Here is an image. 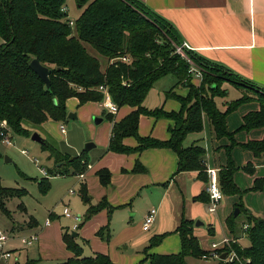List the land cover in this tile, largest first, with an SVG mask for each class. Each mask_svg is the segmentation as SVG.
Segmentation results:
<instances>
[{"label":"trees","instance_id":"1","mask_svg":"<svg viewBox=\"0 0 264 264\" xmlns=\"http://www.w3.org/2000/svg\"><path fill=\"white\" fill-rule=\"evenodd\" d=\"M75 1L83 9L73 21V26H70L67 12L62 10L66 0H0V119L7 121L12 132L29 136L27 125L37 126L48 119L63 120L67 115L65 103L68 98L77 97L80 104L99 101L102 93L98 87L103 85L118 108H132L118 121L113 119L112 114H107L112 122L107 150L130 153L147 148H170L177 155V171L203 172L205 149L197 144L183 145L188 133L202 130L203 114L209 119L215 136L230 139V148L234 145L233 133L226 127V116L249 97L244 95L227 103L224 110L217 107L214 98L225 95L223 82H239L237 75L190 49H184L187 57L178 53L176 47L183 41L174 26L138 0ZM86 45L108 60L104 68L101 61L88 52ZM123 56L129 58L128 62L121 60ZM33 58L50 69V88L30 68L29 63ZM191 66L201 72L198 84L192 81L194 77L189 71ZM169 74L176 78V83L165 96L176 99L180 108L177 111H165L163 106L151 109L145 107L143 101L153 84ZM248 85L255 88L260 108L243 117L241 128L246 130L264 126V89L249 82ZM177 86H185L189 91L185 96L178 95L173 91ZM140 115L169 119L172 124L168 126V139L140 136ZM126 137H133L137 146L125 145L123 139ZM240 146L251 150L254 156L264 151L263 140L248 141ZM41 148L49 151L55 163L65 164L61 158L63 154L44 139ZM85 158L83 152L71 160L67 157L66 163L73 168L74 174L80 173L85 168L80 161L87 162ZM243 168L252 174V165L247 164ZM237 169L231 158H228L226 165L218 170V184L223 194L241 193L234 182ZM133 172H145V168L136 161ZM57 173L67 174L68 169ZM96 174L101 185L110 183L107 169H99ZM38 185L43 193L49 188V181L42 178ZM82 188L84 192V186ZM246 191L264 192V177L255 178ZM24 194V189L5 187L0 180V211L8 215L5 200ZM236 206L240 211L243 210L241 202ZM115 208L102 198L88 207L84 220L99 210L106 209L110 214ZM237 217L230 214L226 218V226L233 235L238 231ZM245 218L246 222L242 223L248 226L243 231L249 244L242 247L232 243L231 248L237 258L229 264H264V220L252 214H246ZM173 232L180 238V250L168 254H147L146 259L150 264H187V256L200 258L206 253L193 235L190 221L182 219ZM96 234L108 240V225L99 228ZM167 234L153 235L144 252L158 245ZM62 238L72 256L56 264H114L106 254L82 255L81 246L71 234L64 232Z\"/></svg>","mask_w":264,"mask_h":264},{"label":"crops","instance_id":"2","mask_svg":"<svg viewBox=\"0 0 264 264\" xmlns=\"http://www.w3.org/2000/svg\"><path fill=\"white\" fill-rule=\"evenodd\" d=\"M138 1L171 23L188 49L211 63L223 66L240 79L237 83L225 81L222 85V88L226 89L225 95L214 98L217 107L224 110L227 103L244 95L249 97L226 116V127L229 132L233 133L234 145L230 148V139L215 136L213 127L204 114L202 115V130L188 133L183 140V145L202 146L205 149V167L219 170L226 165L228 158H231L234 165L238 167L234 173L236 185L239 189L251 187L255 178L264 177V151L260 155L254 156L251 150L243 149L240 145L248 141H264V126L249 130L242 129L241 126L245 115L258 111L260 108L255 88H251L252 86H249L248 82L256 85L259 89H264V0ZM65 8L67 10L66 5ZM1 43L2 39L0 38ZM163 77L166 79L167 75ZM166 80L168 81H161L160 78L157 81L170 84L176 78ZM192 81L195 84L198 83L195 78ZM186 89L185 86H177L173 88V91L184 96ZM165 93L161 106L165 111H177L180 108L179 102L173 97L166 98ZM131 110L132 108L128 106L120 107L116 114H119L120 111L121 114L117 119H121ZM97 115L100 116L98 113ZM102 121L103 118L98 124L100 125ZM109 122V136L106 141L103 140L99 143L98 140L91 138L94 146L90 151L96 145L101 146L98 156H94L92 163L89 162L88 168L82 176L76 175L80 178L81 190L82 186L85 188L84 192L82 190L83 193L88 188L91 190L95 186V202L105 198L111 206L116 207L110 213L112 235L110 234V240H104L94 234L106 222V209H103L88 222L89 230L92 232L86 233L83 227L79 232L73 231L71 234L74 233L72 237L81 246L82 255L102 253L108 255L114 264H136L142 257V249L146 247L149 238L152 235L166 232L168 234L158 245L149 250V254L176 253L180 250V238L173 231L182 219L192 223L193 235L198 239L199 245L204 251L210 249L212 241H219L223 238L236 240L240 246L245 247L240 243L243 235L246 237L243 228L240 229L241 234L236 236L231 234L226 226V218L233 214V210L239 203L236 202L234 196L236 194L233 196L224 194L215 211L209 212L207 209L208 198L205 192L207 181L205 170L203 172L198 170L177 171V155L170 148H147L130 153L107 150L112 127V122L110 120ZM171 124L172 122L167 118L140 115L138 134L166 140L169 137L168 126ZM123 143L130 147L137 146V141L133 137L124 138ZM136 161L145 168V172H133ZM247 164L252 165V174L244 170L243 167ZM104 168L110 172V183L106 186L100 184L96 174L99 169ZM242 181H245V184H241ZM250 194L257 195L258 198L264 197L263 191H249L247 196ZM87 200L89 201V198L86 197L85 201ZM151 208L156 209L154 221L148 231H143L141 228L143 218ZM256 208L257 206L247 202V204H243L242 211L245 216L252 214L264 220L255 211ZM196 221H200L201 224L195 225ZM36 223L33 221L29 225L31 230ZM50 224L49 222V225H45L44 221L39 232H30V234L38 235L35 243L27 245L20 238L21 243L26 246H35L39 259L45 256L53 262L66 260L72 256V252L66 248L64 241L58 244L57 237L55 247H51L48 242ZM135 225L139 226L137 231H135ZM17 233L14 229L9 233L10 239L5 244V250L10 251L11 255L7 259H0V264H34L35 260L29 258L28 255L23 258L20 255L18 258L15 256L11 261L10 258L17 252L14 248L9 250L11 247H7V244L11 239H19L20 236ZM48 245L49 249H47ZM122 245L124 246L123 250L120 249ZM85 248H88V254H84ZM200 259L207 258L200 257ZM9 260L10 262H8ZM146 261L147 264H150L149 260L146 259ZM186 263L191 264L187 260Z\"/></svg>","mask_w":264,"mask_h":264},{"label":"rangeland","instance_id":"3","mask_svg":"<svg viewBox=\"0 0 264 264\" xmlns=\"http://www.w3.org/2000/svg\"><path fill=\"white\" fill-rule=\"evenodd\" d=\"M65 4L67 7L66 18L75 20L83 8H79L75 0H66ZM179 47H181V45ZM86 48L90 54L96 56L101 61L102 68L107 65L108 60L99 56L89 45H86ZM184 49L187 48L182 47L181 51L179 50L177 52L182 56L187 57ZM172 78H174L173 75L169 74L167 75L166 79ZM166 79L163 77L161 78V81H168ZM196 81L199 83L200 80L196 79ZM175 83L176 80H172L170 84L156 81L152 88L148 91L143 105L148 108H155L158 106L160 107L163 103L164 92L169 91V89H171ZM186 90L187 94L189 90L188 88ZM99 102L100 100L87 101L83 104H80L77 97H70L65 103L67 115L68 113H75L76 118H69L66 115V117L61 121L48 119L44 123L37 126L27 125L26 127L30 130V135L25 136L11 132L12 137L10 144H3L0 139L1 183L3 186L8 188H19L25 190V194L23 196L11 197L5 200V207L9 212L8 215H5L0 211V230L11 233V231L14 229L16 233L19 232L17 234L20 236L19 239H11L7 244V247H11L9 250L14 248V250L17 252L14 255L12 254L13 256L10 258L11 261L15 256L18 258L19 255L21 258H23L25 255H28L29 258H33L35 260L33 262L34 264H53L55 262L57 263L64 261L60 260L53 262L45 256H42L41 259H39L38 250L35 246H26L21 243V239L23 237L29 236L31 231L39 232L45 219L48 217L50 218V215L52 216L50 218L51 224L49 226L48 233L50 236L48 242L51 244V247L56 246L55 244L57 237L59 240V242H57L58 244L63 241L61 235H63L64 232L72 234L73 231L79 232V230L83 227L86 233L92 232L89 230L88 222L92 220V217L95 214L102 211L103 209L84 220L88 207L90 205H95L100 200L95 202V186H93L91 190L88 188V192H82L81 186L79 185L80 178L76 174H83L88 168L89 162L92 163L94 156H98L99 152L101 151V146L96 145V147H94L91 151L89 150L88 152H85V144L87 142L93 143L91 138H94V140H98L99 143H101L103 140L106 141L107 137L109 136L110 122L107 117L108 113L106 111L102 113L103 109L100 107ZM121 111L119 114H113V119L118 121L119 119H117V117L121 114ZM97 113L103 118V121L100 125H95L93 122V118L100 117L97 115ZM60 125L64 126V133L59 129ZM35 132L38 133L42 139L55 147L61 154H63V157L61 158L65 160V164L61 165L60 162L55 163V159L49 156V151L43 150L40 143L31 139V135ZM83 152H85V159L87 162L83 161L82 159L80 162L84 163L85 168L82 172L74 174L73 168L66 163L67 157H69V160H71L72 157H78L82 155ZM65 168L68 169L67 174L57 173L58 171H64ZM43 170L46 171V175L43 173ZM51 174L53 175L51 176ZM42 178H47L49 181V188L43 193L40 192L38 185V181ZM241 184H245V181H242ZM71 189L73 192H70ZM246 189L247 188L245 187H241V193L234 195L236 202H241L242 204H247V202L254 204L257 206L255 211L264 218V197L258 198L257 195L252 196L253 194L247 196L249 191H246ZM85 197L89 198V201H85ZM64 207H67L73 216H79L80 220L78 221L77 219V221H75L73 217L64 216ZM105 213L106 222L101 227L108 225L110 234L112 235L110 214H108L106 210ZM245 217L246 216L243 211H241L237 217L236 229L238 231L236 236L241 234L240 229L243 225L242 222H246ZM33 221H36L37 223L31 230L29 225H31ZM75 224L77 225V229L73 228ZM90 227L92 228V224ZM138 228L139 226L135 225V231H137ZM55 231H57V233H55ZM94 234L97 236L96 232ZM243 236L244 237L240 243L247 246L249 243L248 238L245 237V235ZM151 237L149 238V241ZM109 238H111V236H109ZM87 239L89 240V238ZM149 241L146 247L149 246ZM219 241L217 240V242ZM233 243L238 244L236 240H234ZM153 247L154 246L148 248L146 252H144V249H142V257L136 264H147L146 255L149 254V250H151ZM49 248L50 246L48 245L47 249ZM226 248L228 247L225 246V249ZM87 249L88 248H85L84 254H88ZM120 249L123 250L124 246L122 245ZM208 258L200 259L189 256L186 260L191 264H225L224 259L221 260L219 258L218 260V258L212 256ZM8 262H10V260Z\"/></svg>","mask_w":264,"mask_h":264},{"label":"built area","instance_id":"4","mask_svg":"<svg viewBox=\"0 0 264 264\" xmlns=\"http://www.w3.org/2000/svg\"><path fill=\"white\" fill-rule=\"evenodd\" d=\"M63 11H66V8L63 7L62 8ZM73 21L72 19H68V24L70 26H73ZM187 48L188 46L186 45L185 42H182L181 47H176V51H181V48ZM121 60L123 61H128L129 58L127 56H123L121 58ZM189 62H191L189 59H187ZM193 77L196 79H201V72L198 68L191 66L190 70H189ZM98 90L102 93V99L99 102L100 107L106 111L109 114H116L118 112V106L116 105L115 102H113V100L111 99V96L107 90V88L103 85H100L98 87ZM59 129L61 132L65 131V128L63 125L59 126ZM10 127L7 123V121L5 119H0V139L2 141L3 144H10L11 143V132L10 131ZM217 172L218 170L216 168L213 167H205V173L207 175V181L205 184V192L208 195V205H207V209L209 212H214L217 205L220 203V201L223 199L224 194L222 193L219 184H218V178H217ZM43 173L46 175V171L43 170ZM80 176H82V174H79ZM70 192H72V190H70ZM155 213H156V209L151 208L149 209V211L146 213V215L143 218L142 221V230L143 231H148L151 227V224L154 221V217H155ZM63 215L67 216V217H73L75 219V221L80 220L79 216H73L70 212V210L67 207H64L63 209ZM49 217L45 219V225H49ZM247 224L243 225V230L247 228ZM73 228H77V225L75 224ZM37 237L38 235L33 233L30 234L29 236L23 237L22 241L27 244L30 245L32 243H35L37 241ZM10 239V235L8 232H4L0 230V259H7L8 257H10L11 252L5 250V244L7 243V241ZM233 239L231 238H223L221 241L217 242V241H212L210 243V249L202 255L203 258H208L210 256L212 257H216L219 259L220 257V253L225 252L226 256L224 258L225 260V264H229L231 261L235 260L237 258L236 253L234 252V250L231 248V244L233 243ZM225 246H227L228 248L225 249ZM219 250V251H218Z\"/></svg>","mask_w":264,"mask_h":264},{"label":"water","instance_id":"5","mask_svg":"<svg viewBox=\"0 0 264 264\" xmlns=\"http://www.w3.org/2000/svg\"><path fill=\"white\" fill-rule=\"evenodd\" d=\"M30 68L38 75V77L45 83L47 88H50V79H49V74H50V69L48 67H46L45 65L41 64L38 59L33 58L30 63H29ZM69 118H76V114L75 113H68L67 115ZM101 117H95L93 118V121L95 124H98L101 121ZM31 139L38 142V143H42L43 139L40 137V135L38 133H33L31 135ZM94 146V143L92 142H87L85 144L84 150L88 151L90 150L92 147ZM72 159V158H71ZM9 160V159H7ZM86 198V197H85ZM239 213V208H235L233 210V216H237ZM201 224L200 221H196L195 225ZM74 236V233L73 235ZM226 256V253L223 252L220 255V259L223 260Z\"/></svg>","mask_w":264,"mask_h":264}]
</instances>
